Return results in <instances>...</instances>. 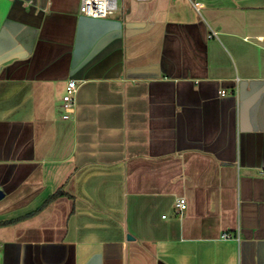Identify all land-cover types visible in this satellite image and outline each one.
Here are the masks:
<instances>
[{
    "label": "crops",
    "instance_id": "obj_1",
    "mask_svg": "<svg viewBox=\"0 0 264 264\" xmlns=\"http://www.w3.org/2000/svg\"><path fill=\"white\" fill-rule=\"evenodd\" d=\"M79 1L0 0V264H264V0Z\"/></svg>",
    "mask_w": 264,
    "mask_h": 264
},
{
    "label": "built area",
    "instance_id": "obj_2",
    "mask_svg": "<svg viewBox=\"0 0 264 264\" xmlns=\"http://www.w3.org/2000/svg\"><path fill=\"white\" fill-rule=\"evenodd\" d=\"M194 8L199 11L202 7V2L193 1ZM119 0H80L79 1V12L83 15L97 18L106 17L110 14L116 13L120 10ZM215 31H212L210 35H214ZM78 89V81L75 78H68L65 84V92L63 94V104L62 108L64 110L63 117H68L69 113L74 110L76 99V91ZM220 93L222 95L226 94L225 89H221ZM175 206L179 209L186 207V199L184 197H179L175 201ZM232 235L229 232H224L222 238H230Z\"/></svg>",
    "mask_w": 264,
    "mask_h": 264
},
{
    "label": "trees",
    "instance_id": "obj_3",
    "mask_svg": "<svg viewBox=\"0 0 264 264\" xmlns=\"http://www.w3.org/2000/svg\"><path fill=\"white\" fill-rule=\"evenodd\" d=\"M59 194H63V192H56V193H53L52 195H50L48 197V199L46 200V203L50 202L52 199H54V197H56L57 195ZM14 220H7V221H1L0 224H5V223H10V222H13Z\"/></svg>",
    "mask_w": 264,
    "mask_h": 264
},
{
    "label": "water",
    "instance_id": "obj_4",
    "mask_svg": "<svg viewBox=\"0 0 264 264\" xmlns=\"http://www.w3.org/2000/svg\"><path fill=\"white\" fill-rule=\"evenodd\" d=\"M4 195V192L2 189H0V198Z\"/></svg>",
    "mask_w": 264,
    "mask_h": 264
}]
</instances>
